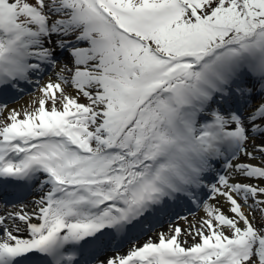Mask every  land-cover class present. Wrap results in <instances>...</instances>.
<instances>
[{
	"label": "snow or ice",
	"instance_id": "6c2138e0",
	"mask_svg": "<svg viewBox=\"0 0 264 264\" xmlns=\"http://www.w3.org/2000/svg\"><path fill=\"white\" fill-rule=\"evenodd\" d=\"M26 86L0 264H264V0H0V95Z\"/></svg>",
	"mask_w": 264,
	"mask_h": 264
},
{
	"label": "rangeland",
	"instance_id": "374dc122",
	"mask_svg": "<svg viewBox=\"0 0 264 264\" xmlns=\"http://www.w3.org/2000/svg\"><path fill=\"white\" fill-rule=\"evenodd\" d=\"M59 69H60V68H58L57 70L55 69V71H52L51 74L46 75V76L42 79L41 84H46V83L48 82L49 79H51L53 82H56V76H55V73L58 72ZM65 74L68 75L67 73H65ZM65 88H66V91H68L69 93H70L71 91H74V90H73L71 87H69V86H65ZM40 96H41V93H40V92H38V91H36V92H32V93H30V94H27V95H24V96L20 97V98L17 99L16 101H12V102H11L10 104H8V105H13V104H15V103H18V102H20L22 99H24L25 97H27V98H31V101H33L34 99H38ZM80 102L85 103L86 101L83 100V99H81ZM57 106L59 107L60 105L58 104ZM36 107H38V104H31V105H28V106L25 107V108H27L28 111H32V110H34ZM47 107H51V102H49V104L47 105ZM25 108H24V109H25ZM24 109L21 110V112H23ZM21 118H22V117H21ZM4 119H6V117H5ZM196 214H197V218H198V217H201V216H204V211H203V209L201 208L200 210H198V211L196 212ZM189 219H192V217L190 216ZM180 223L183 225V224H184V221H180ZM154 231L156 232V230H154Z\"/></svg>",
	"mask_w": 264,
	"mask_h": 264
},
{
	"label": "bare ground",
	"instance_id": "6f19581e",
	"mask_svg": "<svg viewBox=\"0 0 264 264\" xmlns=\"http://www.w3.org/2000/svg\"><path fill=\"white\" fill-rule=\"evenodd\" d=\"M70 94L75 95L76 93H75V91H71ZM57 95H59V93H57ZM28 105H31V98H27V97H25V98L22 99L20 102L14 104L13 106H11V108H8V109L10 110V109L15 108V109L21 111V110H23L25 107H27ZM6 112H7V111H6ZM6 112H5V114H6ZM7 115H8V112H7ZM242 159H243V157H242ZM253 162H254V161H253ZM29 200H31V198L26 199L25 202H27V201H29ZM212 202H215V201H212ZM220 204H221L222 207H224V208L226 209L227 205L224 204L222 198H220ZM181 225H182V224H181ZM165 227H167L166 224H165ZM161 230H162V229L160 228L157 232H159V231H161ZM152 235H153V233H152V234H149L148 236H152ZM24 236H25V238H26L27 234L25 233ZM148 236H147L145 239H147ZM153 238H154V237H153ZM188 242L191 243V242H192L191 239H189Z\"/></svg>",
	"mask_w": 264,
	"mask_h": 264
}]
</instances>
